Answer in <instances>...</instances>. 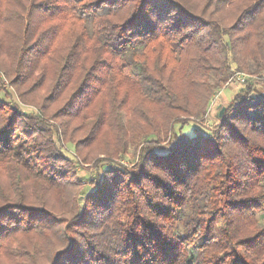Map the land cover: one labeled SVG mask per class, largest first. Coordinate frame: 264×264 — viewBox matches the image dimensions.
I'll use <instances>...</instances> for the list:
<instances>
[{
    "label": "trees",
    "instance_id": "obj_1",
    "mask_svg": "<svg viewBox=\"0 0 264 264\" xmlns=\"http://www.w3.org/2000/svg\"><path fill=\"white\" fill-rule=\"evenodd\" d=\"M10 58L4 75L38 72L72 105L56 141L0 107V264H264V95L210 134L175 129L234 72L264 74V0H0ZM71 117L90 133L81 162L104 157L81 199L57 149ZM138 144L132 170L111 165Z\"/></svg>",
    "mask_w": 264,
    "mask_h": 264
},
{
    "label": "rangeland",
    "instance_id": "obj_2",
    "mask_svg": "<svg viewBox=\"0 0 264 264\" xmlns=\"http://www.w3.org/2000/svg\"><path fill=\"white\" fill-rule=\"evenodd\" d=\"M8 62L13 63V59L10 58L0 61V66H4ZM48 67L51 69L50 65H48ZM1 70L2 68L0 67V107L9 110V115H11L12 118L16 115L15 113L39 116L44 132L48 134V137L56 141V131L61 130L62 124L61 120L54 118L53 115L58 113V110L63 107L66 111L69 109L72 103V92L65 87L64 89H59L60 91L58 90L54 94V86L51 84L52 81L50 83L49 81L42 83L41 76L38 75V72L35 73L30 80L25 81L29 75V73H26V69L12 71L9 77L4 75ZM46 70H48V68ZM248 86H251L249 88V90H251L250 92H247L249 91L247 90ZM119 95L122 96V93H119ZM256 95H264V74L262 76L251 77V75L247 73L236 71L226 84L215 91L204 117L200 120L191 118L183 119L180 125H176V132L177 134H184L187 136H193L196 131L210 134L219 124V119H217L215 115L221 107H225L226 111L235 101L236 97L240 99L243 96L253 97ZM96 103L101 104V99L98 98ZM75 106L79 105L75 103ZM80 108L81 106L77 107V111H75L74 115L77 114ZM15 123L16 122H12L8 130V133L12 136L11 139L14 143L23 144L25 146L29 145V138L22 134L21 125ZM69 123V128L73 131L72 135L61 136L59 143H57V149L59 154L66 159L64 164H68L69 166L72 165L74 169L75 175L73 178H77L80 183V187L76 190L80 193L78 198L81 199L83 192L90 189L91 187L89 186L91 184L93 185L92 182L96 177L95 174L100 172V175H103L101 170H99V160L104 157L103 155H99L94 160L87 159L86 163H82L81 161L91 148L89 147L90 145L87 147V145L90 144V133L81 129V120L77 117H71ZM169 145L170 144L165 141L161 146L168 147ZM141 149L142 145L139 144L129 147L126 155L123 158H116L115 162L111 163V165L123 166L128 170H132L138 160ZM157 151L162 152L163 149L158 148ZM60 163L61 162H59L58 165ZM53 169L56 168L54 167ZM257 217L260 223L264 224V211H259Z\"/></svg>",
    "mask_w": 264,
    "mask_h": 264
},
{
    "label": "water",
    "instance_id": "obj_3",
    "mask_svg": "<svg viewBox=\"0 0 264 264\" xmlns=\"http://www.w3.org/2000/svg\"><path fill=\"white\" fill-rule=\"evenodd\" d=\"M224 111H225V107H221L218 111H217V113H216V118L217 119H221V117L223 116V113H224Z\"/></svg>",
    "mask_w": 264,
    "mask_h": 264
}]
</instances>
